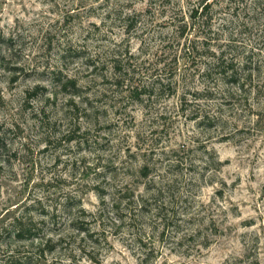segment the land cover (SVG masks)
<instances>
[{"label": "rangeland", "instance_id": "374dc122", "mask_svg": "<svg viewBox=\"0 0 264 264\" xmlns=\"http://www.w3.org/2000/svg\"><path fill=\"white\" fill-rule=\"evenodd\" d=\"M226 263L264 264V0H0V264Z\"/></svg>", "mask_w": 264, "mask_h": 264}, {"label": "trees", "instance_id": "16d2710c", "mask_svg": "<svg viewBox=\"0 0 264 264\" xmlns=\"http://www.w3.org/2000/svg\"><path fill=\"white\" fill-rule=\"evenodd\" d=\"M207 7H208V5H206L204 8H207ZM215 66L218 67V68H220V69L223 68L224 61L221 58H219L218 61H217V64ZM144 171H146L145 168H144ZM79 230H81V229H79ZM239 261L242 262L241 260H239ZM226 264H228V263H226Z\"/></svg>", "mask_w": 264, "mask_h": 264}]
</instances>
